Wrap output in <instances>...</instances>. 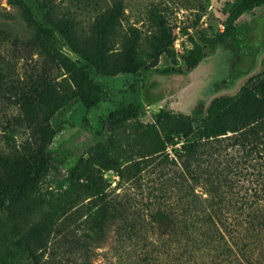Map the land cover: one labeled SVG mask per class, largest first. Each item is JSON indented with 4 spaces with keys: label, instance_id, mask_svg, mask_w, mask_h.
I'll use <instances>...</instances> for the list:
<instances>
[{
    "label": "trees",
    "instance_id": "16d2710c",
    "mask_svg": "<svg viewBox=\"0 0 264 264\" xmlns=\"http://www.w3.org/2000/svg\"><path fill=\"white\" fill-rule=\"evenodd\" d=\"M14 3L25 8V17L39 32L44 31L25 0ZM253 4L248 1L247 6ZM121 13L120 3L108 7L88 38L80 36L70 18L50 11L46 18L75 51L96 62L102 72L116 73L122 62L109 64L108 56ZM243 34L244 30L232 28L214 44L244 39ZM14 38V48L26 53L40 47L42 36ZM135 47L132 35L123 53H132ZM154 48L157 55L168 49L161 37ZM38 53L48 62L64 64L77 86L60 90L46 71L29 84L9 81L5 94L18 111L8 123L28 131V136L21 151L0 145V215L5 214L7 221L0 230V264L10 260L59 264L53 256L43 259V251L59 219L85 197H91L86 222L97 233L72 239L85 262L94 245L90 239L98 236L103 223L118 218L126 237H138L141 250L135 255L136 264H264V77L258 91L244 84L236 94L214 96L203 115L160 109L153 122H142L135 104L116 108L104 120L102 139L79 158L57 188L44 191L42 180L57 158L51 144L59 128L52 119L72 93L84 91L91 82L62 52L46 44ZM3 67L0 87L7 81ZM178 136L183 142L170 155L167 148ZM95 165L117 171L119 183L139 181L146 192L145 206L133 207L128 196L110 193L111 182L93 170Z\"/></svg>",
    "mask_w": 264,
    "mask_h": 264
},
{
    "label": "rangeland",
    "instance_id": "374dc122",
    "mask_svg": "<svg viewBox=\"0 0 264 264\" xmlns=\"http://www.w3.org/2000/svg\"><path fill=\"white\" fill-rule=\"evenodd\" d=\"M25 1L44 31L39 32L38 26L27 20L23 6L14 0H0V65L5 66L3 70L7 74V81L0 87V145L7 151H21L28 136V131H19L8 123L18 111V106L5 94L12 80L18 85L29 84L46 71L45 75L60 90L64 86H77L73 72L64 64L48 62L43 54L38 53L46 44L68 56L91 82L84 91L72 93L52 119L59 128L51 144L57 158L42 180L44 191L57 188L79 158L87 156L89 148L101 140L106 131L104 120L120 106L129 103L138 106L142 122H153L160 109L203 115L214 96L236 94L244 84L258 91L263 82L264 52L259 56L257 66L235 87L214 94L206 93L211 82L244 69L250 63L246 54L254 53L264 45V0ZM248 1L254 4L248 7ZM119 3L122 13L110 37L108 56L109 64L117 59L122 62L116 73L102 72L96 62L75 51L66 36L46 18L49 11L55 16L70 18L76 23L80 36L88 38L97 17ZM235 27L244 30V39L238 38L216 47L214 43ZM38 33L42 38L37 50L22 53L14 48L15 35L26 40L35 38ZM132 35L136 37V47L132 53L124 54L125 42ZM158 37L168 48L159 55L154 48ZM183 139L178 136L175 143L168 146L170 155H174ZM93 170L106 182H111L107 186L110 193L128 196L133 207L145 206L146 192L141 190L139 181L121 180L119 183L117 171L103 165H95ZM146 180L145 176L143 183ZM118 183L119 187L114 188ZM90 198L79 200L59 219L42 258L53 256L56 261L60 259L59 264H136L135 255L141 250L136 242L138 237H126L127 230H121L123 223L118 218L107 220L98 236L90 239L94 245H91L87 262L84 255L73 248L72 239L97 233L86 222ZM6 226L5 214H1L0 230ZM7 264H28V261L12 263L10 260Z\"/></svg>",
    "mask_w": 264,
    "mask_h": 264
},
{
    "label": "water",
    "instance_id": "95a60500",
    "mask_svg": "<svg viewBox=\"0 0 264 264\" xmlns=\"http://www.w3.org/2000/svg\"><path fill=\"white\" fill-rule=\"evenodd\" d=\"M264 52V45H260L256 52L254 53H247L246 55L249 56L250 63L240 72L237 73H228L224 75L220 80V86H228V87H235L238 81L248 75L256 66L258 62L259 56Z\"/></svg>",
    "mask_w": 264,
    "mask_h": 264
},
{
    "label": "flooded vegetation",
    "instance_id": "af4514ba",
    "mask_svg": "<svg viewBox=\"0 0 264 264\" xmlns=\"http://www.w3.org/2000/svg\"><path fill=\"white\" fill-rule=\"evenodd\" d=\"M243 70V69H242ZM242 70H239V71H235V72H233V73H237V72H240V71H242ZM220 84V80L219 81H217V82H211L210 84H209V87L206 89V93H207V95L208 94H214L215 92H218V91H220V90H222V89H226V88H228V86H220L219 85Z\"/></svg>",
    "mask_w": 264,
    "mask_h": 264
}]
</instances>
